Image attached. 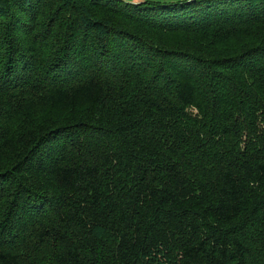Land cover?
Wrapping results in <instances>:
<instances>
[{"label":"trees","instance_id":"obj_1","mask_svg":"<svg viewBox=\"0 0 264 264\" xmlns=\"http://www.w3.org/2000/svg\"><path fill=\"white\" fill-rule=\"evenodd\" d=\"M0 264H264V0H0Z\"/></svg>","mask_w":264,"mask_h":264},{"label":"rangeland","instance_id":"obj_2","mask_svg":"<svg viewBox=\"0 0 264 264\" xmlns=\"http://www.w3.org/2000/svg\"><path fill=\"white\" fill-rule=\"evenodd\" d=\"M126 1L137 3V2H141V1H145V0H126ZM152 1H158V2H161V3H167V2H173V1H178V0H152ZM188 1H190V0H188Z\"/></svg>","mask_w":264,"mask_h":264}]
</instances>
